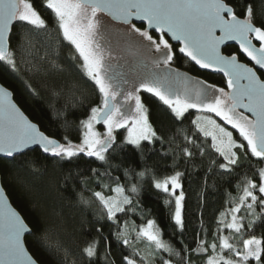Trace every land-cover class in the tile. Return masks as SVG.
Here are the masks:
<instances>
[{
	"label": "snow or ice",
	"instance_id": "6c2138e0",
	"mask_svg": "<svg viewBox=\"0 0 264 264\" xmlns=\"http://www.w3.org/2000/svg\"><path fill=\"white\" fill-rule=\"evenodd\" d=\"M41 7L51 11L60 37L74 48L72 58L81 61L84 76L98 89L100 103L90 108L87 119L80 121L84 129L81 142L74 144L65 137L67 143H60L39 131L13 102L12 93L0 86V153L11 157L37 144L44 153L60 159L85 154L107 163L118 129H125V141L137 148L143 141L160 139L149 123L148 109L140 95L143 91L158 98L177 119L185 117L189 110H196L199 114L191 123L198 134L211 138V148L224 161L219 167L226 172L231 173L240 166V153L245 159L250 154L264 163V79L255 67L241 63L236 54L221 53L225 41H236L241 53L264 70V17H260L259 24L255 22L256 13L248 0H43ZM103 16L125 26L121 34L123 45L139 58L134 70L136 79L130 89L125 87L129 79L113 67L111 43L101 35L102 29L111 35ZM133 21L145 27H138ZM17 24L24 27L28 35L49 28L33 0H0V61L14 70L17 60L9 40ZM217 30L220 35H216ZM173 41L179 45L175 51ZM18 47L22 48L23 44ZM177 51L200 68L222 72L227 77L228 91L193 80L172 68ZM206 114H213L223 123ZM97 124L104 126L103 133L96 130ZM234 131L239 139L234 137ZM185 139L194 143L187 136ZM203 151L200 150L201 154ZM183 152L188 157L194 154L187 148ZM144 175V172L139 173L141 177ZM182 175L177 171L162 180L154 179V187L170 197L165 203L171 204L174 198L172 219L181 231L184 229V191L177 194V189H182ZM253 175L257 179L244 180L238 202L233 198L228 202L231 206L220 213L211 242L206 239L208 230L202 229L205 238L198 239L191 252L205 255L204 264H252L253 261L264 264V238H244L255 221L264 222V167L255 169ZM125 190L124 185L117 184L111 189L116 195L106 196L102 191L93 193L107 220L118 224L117 214L126 216L135 210L133 199L125 195ZM130 191L137 193V186L133 184ZM127 229L125 221L117 239L133 247ZM225 230L229 235L223 234ZM27 231L28 226L8 204L0 188V264H36L23 244ZM132 231L136 232L137 241H147L150 251L141 255L140 250L133 247L132 255L123 257V264H138L137 256L140 264H150L154 251H174L162 240V233L153 220H148L138 231L135 228ZM234 237L240 238L242 246L232 242ZM96 243L83 250L89 258L98 254ZM185 251H188L187 246ZM162 264H172V261L162 259Z\"/></svg>",
	"mask_w": 264,
	"mask_h": 264
},
{
	"label": "trees",
	"instance_id": "16d2710c",
	"mask_svg": "<svg viewBox=\"0 0 264 264\" xmlns=\"http://www.w3.org/2000/svg\"><path fill=\"white\" fill-rule=\"evenodd\" d=\"M33 2L49 28L31 35L19 24L13 28L9 44L15 52L17 68L14 70L0 61V82L12 91L19 107L45 134L61 143H67L65 137L78 142L82 135L80 121L91 107L99 105V92L84 76L81 61L72 58L74 48L60 37L51 11L41 7L43 0ZM248 2L252 3L255 22L259 24L260 17H264V0ZM21 44L23 47H18ZM178 47L174 45V51ZM223 52L246 61L234 45L226 46ZM172 65L227 88L224 77L198 70L178 51ZM259 75L264 78L262 72ZM141 99L148 109L149 123L160 139L143 141L137 148L127 144L124 131L118 130L107 163L85 154L60 159L37 148L10 159L0 158L2 185L31 228L24 241L40 264H123V257L133 253L122 239H117L127 220L136 224L155 221L162 240L174 250L169 253L174 264H204L205 255L191 252L196 241L205 238L202 229L208 230L206 239L211 242L220 213L231 206L228 202L233 198L238 202L244 180L257 179L253 172L263 167V163L250 154L245 159L240 153L241 164L231 173L219 167L224 161L211 148V138L198 134L191 123L193 110L177 119L152 94L142 91ZM184 148L194 154L184 155ZM177 171L183 174L179 189L184 191L183 231L172 219L173 202L165 203L169 198L154 187V179ZM141 172L145 173L142 177ZM117 184L125 186V194L135 204V210L128 215L117 214L118 224L107 220L102 205L93 195L96 191L109 195ZM133 184L137 193L130 191ZM223 234L229 235L227 230ZM251 236L264 238V222L255 221L244 238ZM93 242H97L98 254L89 258L83 250ZM232 242L242 246L239 237Z\"/></svg>",
	"mask_w": 264,
	"mask_h": 264
},
{
	"label": "rangeland",
	"instance_id": "374dc122",
	"mask_svg": "<svg viewBox=\"0 0 264 264\" xmlns=\"http://www.w3.org/2000/svg\"><path fill=\"white\" fill-rule=\"evenodd\" d=\"M103 23L108 26L109 31L111 32V35L109 36L108 34L103 32V29L101 30V35L103 36L104 40L110 42L112 47H113V56H114V59L112 61L113 67L117 72L122 73L123 75H125L129 79V83L125 87L130 89L132 87L133 81L136 79V76L134 74V70L137 67L139 58L134 57L132 54H130L126 50L125 46L123 45V42L121 40V34L124 31V27H125L124 25H122L118 22L112 21L107 16H103ZM137 26L141 27V25H138V24H137ZM141 28H143V26ZM153 35H155V34L153 33ZM172 68L178 70L181 73L186 74L188 77L192 78L193 80H199V81L206 82L209 85H215L216 88L223 87L219 84L213 83L212 81H210L208 79L201 78L200 76L194 75L188 70L179 69V68L174 67L173 65H172ZM223 88H225V87H223ZM225 90L227 91V88ZM140 95H141V93H140ZM118 99H122V98H118ZM193 111L195 112V116H194V119H195L196 115H198L199 113H197L196 110H193ZM89 114H90V111L88 112V115ZM88 115L84 119H87ZM206 115H213V114H206ZM213 118L217 119L218 123H223L218 118H216L214 115H213ZM228 127H229V130H232L230 126H228ZM96 130L103 133L105 131V128L102 124H97ZM118 130H121V129H118ZM118 130H116V132ZM122 130L124 131V141H125V137L127 135V132L125 129H122ZM83 131H84V129L82 128V133H83ZM233 135L235 138L239 139L238 133H236L235 131L233 132ZM81 139H82V135H81V138L78 142H72V143L79 144L81 142ZM263 167H264V163H263ZM166 177H168V176H166ZM166 177L161 178V180L166 178ZM115 186H113V188ZM179 191L180 190L177 189V194H179ZM111 195H116V194L111 191V193L109 195H106V196H111ZM165 195L170 199V197L168 196L167 193H165ZM171 199L173 202L172 204H173V212H174V198H171ZM127 222H128V229L126 231L128 233V238L130 239V241H132L133 247L136 249H139L140 254L144 255L145 253L150 251V249L147 247V241L143 240V239L140 241H137L136 240V232L132 231V229L135 228L136 231H138L140 226H142V225L146 226L147 225V221H145L141 224H136L130 220H127ZM123 227H124V224L122 225L121 230L123 229ZM133 247H131L132 250H133ZM153 249H154V246H153ZM209 254H211V253H209ZM135 258L137 259L138 264H140V257L137 256ZM162 259H170L169 252L164 251V250L154 251L152 257L150 258V264H162ZM172 264H174L173 261H172Z\"/></svg>",
	"mask_w": 264,
	"mask_h": 264
},
{
	"label": "water",
	"instance_id": "95a60500",
	"mask_svg": "<svg viewBox=\"0 0 264 264\" xmlns=\"http://www.w3.org/2000/svg\"><path fill=\"white\" fill-rule=\"evenodd\" d=\"M107 17H108V16H107ZM108 18L111 19V17H108ZM111 20H112V19H111ZM112 21H114V20H112ZM114 22H117V21H114ZM133 22L136 23V24H138V25H142L143 27H145V25H144L143 23L139 22V21H133ZM118 23H119V22H118ZM216 35H220L219 30H217ZM172 43H173L174 45H178V44H177L176 42H174V41H173ZM253 43H256V41L253 40ZM229 45H234V46L238 49V51L241 53L240 48H239V44H238L236 41H225V43L221 45V53H222V54H224V55H232V54H226V53L223 52V49H224L226 46H229ZM178 46H179V45H178ZM257 46H258V45H257ZM241 55L246 59V61H242V60H240V59L238 58V60H239L241 63H246V64H248L249 67H255L256 70H257V74H258V75H259V72H264V70H260L259 67L256 66V65L254 64V62L250 61V59H248L245 55H243L242 53H241ZM182 56H183V55H182ZM184 57H185V56H184ZM185 58L188 59L187 57H185ZM188 60H189V59H188ZM189 61H190V60H189ZM190 62H191L192 64H194V66H195L198 70H200V71H205V72H208V73H211V74H219V75H221L222 77H224V78L226 79V81H227V77H225L224 74H223L222 72H218V71H215V70H213V69H203V68H200L198 65H196L195 62H193V61H190ZM261 79H264V78H261ZM0 86H3V87H5V88H7V87L4 86L1 82H0ZM7 89L12 93V91H11L9 88H7ZM227 91H228V89H227ZM12 100H13V102L17 105V107L20 109V111L23 113V115H24L25 117H27V119H28L31 123L35 124V125L37 126V128L39 129V131L43 132V131L39 128V126H38L34 121H32V120H31V119H30V118L24 113V111L19 107V105L16 103V101H15L14 98H13V94H12ZM241 111H245V114H246V115L251 116V113H248L246 110H241ZM43 133H44V132H43ZM44 134H45V133H44ZM45 135L48 136V137H50V138H52V139H56V138L51 137V136H49V135H47V134H45ZM56 140H58V139H56ZM58 141H59V140H58ZM59 142H60V141H59ZM60 143H61V142H60ZM35 148L39 149L42 153H44L39 145H37V144H33V145H30L28 148L22 150V151L19 152V153H14L13 156H11V157L6 156V154H4V153H0V158H7V159H10V158H12V157H14V156H16V155L22 154V153H24V152H26V151H28V150H32V149H35ZM44 154H46V153H44ZM0 188L3 189L4 198L7 200L8 204H9L13 209H15L16 212H17V213L21 216V218L24 220V218H23V216L20 214V212H19V211L13 206V204L11 203V201H10V199H9V197H8V195H7V193H6L5 189H4V187H3V185H2V182H1V176H0ZM24 222H25V224L28 226L29 231L25 232L24 235H23V238H22V240H23V244H24L26 250L28 251L29 255L33 258V260L36 261V264H40V263H39V262H38V261H37V260L31 255V253L29 252V250L27 249V247H26V245H25V241H24V239H25L26 235L29 234V233L31 232V228H30V226L27 224V222H26L25 220H24Z\"/></svg>",
	"mask_w": 264,
	"mask_h": 264
},
{
	"label": "flooded vegetation",
	"instance_id": "af4514ba",
	"mask_svg": "<svg viewBox=\"0 0 264 264\" xmlns=\"http://www.w3.org/2000/svg\"><path fill=\"white\" fill-rule=\"evenodd\" d=\"M155 34V33H154Z\"/></svg>",
	"mask_w": 264,
	"mask_h": 264
}]
</instances>
